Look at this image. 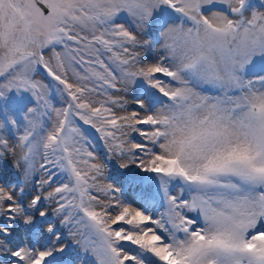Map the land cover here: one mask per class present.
<instances>
[{"label": "snow or ice", "instance_id": "obj_1", "mask_svg": "<svg viewBox=\"0 0 264 264\" xmlns=\"http://www.w3.org/2000/svg\"><path fill=\"white\" fill-rule=\"evenodd\" d=\"M9 163L0 264H264V2L0 0Z\"/></svg>", "mask_w": 264, "mask_h": 264}, {"label": "rangeland", "instance_id": "obj_2", "mask_svg": "<svg viewBox=\"0 0 264 264\" xmlns=\"http://www.w3.org/2000/svg\"><path fill=\"white\" fill-rule=\"evenodd\" d=\"M253 2L259 4L261 2H264V0H253ZM81 124H82V122H81ZM82 127L84 128V130H85L89 140L91 141V143L96 145V151L98 153L103 152L104 145H103V141H102L99 133H97L95 131V129L91 128L89 125H83L82 124ZM91 134H95V136H97V137L91 136ZM6 160L11 162L12 157L11 156L6 157ZM0 171H2L4 173L5 179H8V180L14 181L19 176V173L17 172V170L12 168L10 163L7 164L4 169H0Z\"/></svg>", "mask_w": 264, "mask_h": 264}, {"label": "trees", "instance_id": "obj_3", "mask_svg": "<svg viewBox=\"0 0 264 264\" xmlns=\"http://www.w3.org/2000/svg\"><path fill=\"white\" fill-rule=\"evenodd\" d=\"M91 136H95V134H91ZM95 137H97V136H95Z\"/></svg>", "mask_w": 264, "mask_h": 264}]
</instances>
